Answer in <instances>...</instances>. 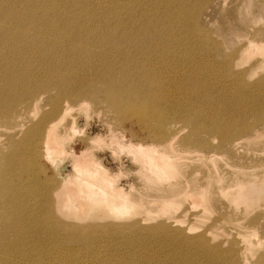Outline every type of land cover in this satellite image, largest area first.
<instances>
[{
	"label": "rangeland",
	"instance_id": "obj_1",
	"mask_svg": "<svg viewBox=\"0 0 264 264\" xmlns=\"http://www.w3.org/2000/svg\"><path fill=\"white\" fill-rule=\"evenodd\" d=\"M17 10L19 14L25 15L27 21L41 20L38 22L41 24L39 30L46 37L37 45L44 43V46L52 48L46 61L49 67L59 64L52 72L53 76L60 78L61 75L66 77L71 75V80L72 78L74 80L70 85L55 82L54 89L49 93L53 95L56 89L70 91L74 88L85 92L78 99H63V104L68 102L72 109L60 124L62 130L59 128V132L63 134L68 132L72 121L75 126V131L63 141L65 154L68 153L64 158V163L68 167L67 172L72 173L73 155L82 153L91 156L95 161H102L111 173L119 177V183L127 189L126 191L136 200L143 199L146 205L142 213L135 215L136 220L128 223L133 224L132 236L126 237V234H121L123 236L115 237L113 233H108L109 236L106 233L98 238L86 237L87 240L83 237L84 228L88 230L98 228L100 225L103 227L108 223L112 224L111 221H115L114 223L117 221L105 218L102 222H91L93 225H89V218L81 220L78 216L62 215L54 207L55 191H58L67 174L58 172L53 162L44 157L46 155L43 138L40 145L34 142L35 146L28 133L17 135L10 141L12 130L9 126L14 127L13 121L0 116V163L6 157L10 158L8 164L11 169L3 170L1 175L4 176H0L3 180L1 184L5 185L6 180L14 179L12 182L20 185L13 193L24 200L29 213L34 210L30 216L27 215L30 221H33V227L40 218H45V224L41 225L42 227H35L28 235V240L74 238L81 240L80 244L87 242L84 245H89L91 248L88 249L90 252L93 250V253L88 249L82 251L80 249L82 245L79 244L80 246L76 247L80 249L83 259L76 264H195L198 261L201 264H264V195L247 213L244 208L240 212L232 209L230 199L218 194L219 190L226 188L236 178L240 180L245 176L248 178L252 176L264 183V125L259 124L255 128L258 129L255 133H261L257 139L241 141L238 150L231 146L234 140H230L231 143L229 141L222 143L219 132L232 119L231 122L236 128L242 124L251 128L256 124L257 117L264 116V53L261 51L248 53L252 48L242 51L248 46V40L251 38L255 42L264 43V0H34V3L30 0L29 7L19 5ZM69 21H74L79 30L83 29L84 33L88 31L89 34L67 36L65 32L60 33L66 30L65 25ZM49 26L60 28L57 31L59 33L52 36ZM125 27L129 31L133 29L132 36L122 40L121 28ZM92 29L96 31L93 32ZM114 41L115 44L109 45ZM70 42L75 43L78 48L90 49L91 53L87 54L84 49L70 50L67 48ZM80 43L84 46L79 45ZM58 54L63 58L61 59ZM61 62L65 65H61ZM0 65L6 73L13 67L15 77L26 70L30 71L33 66L23 60H12L10 54L4 60H0ZM38 73L41 74V71ZM43 85H45L43 82L14 84L15 90L11 92L9 89L11 84L0 82V93L4 92L8 97L12 95L15 99L18 96L23 98L21 105L28 106L23 109L25 111L31 109L29 115L25 116L31 114L30 119L35 121L40 118L42 111L34 108L33 101L36 96L30 94ZM49 93L43 94V103ZM113 99L121 103L122 107H115L112 104ZM211 127L213 131L209 130ZM233 130L239 132L238 129ZM247 132L244 131L239 136L248 138L249 135L252 136L254 130ZM173 133H177V141L183 143L184 147L191 148L199 142L206 144V156L211 158L206 159L207 163L197 162L195 167L199 171L194 175L201 178L215 194H212L211 202L206 203L208 205L206 210L203 200L201 204L199 202L201 197L203 198L202 195L197 194L195 198L190 196L193 202L190 201L189 195L181 194L176 197L174 200L182 201V204L181 208H178L181 211L175 214L185 222L175 223L173 220L176 218L175 214H170L172 217L168 219L170 215L162 212H158V217L154 220L146 222L142 219L150 215L147 211L160 210L167 196L160 194L161 192L155 193V181L152 182L153 180L148 178V172L143 170L145 166L139 146L145 149L157 146L156 148L160 149L162 146L157 145L158 135L170 137ZM91 135H97L98 138H95L97 144L90 143ZM15 144L18 147H14ZM188 159L184 157L182 159L183 162L186 160L184 164L187 166L191 165L187 162ZM209 167L210 174L213 172L210 179H208L210 175L206 173ZM6 170L12 172L8 173ZM219 177L223 178L222 183ZM179 179L182 180V177ZM13 186L10 185V188ZM47 208L50 210L52 208V216L55 218L49 215L50 218L44 213ZM53 209H56V212ZM235 211L239 219H243L240 221L234 219L237 215ZM56 219L61 227L59 223L57 226L53 224ZM46 223H50L52 229L56 226V235ZM247 224H250V227ZM111 228L114 227L109 229ZM160 228H164L160 234H168L171 239L156 235ZM255 228L257 230L259 228V232L251 235V240L254 242L260 240L263 245L256 244L251 251L246 252L241 241L243 237L239 234H246ZM36 230L44 233L42 236L35 235ZM124 230L129 234L131 232L130 228ZM128 240L131 241L126 244ZM165 240L167 243L170 242L167 244ZM243 250L244 253L241 252ZM63 259L61 257L60 260Z\"/></svg>",
	"mask_w": 264,
	"mask_h": 264
},
{
	"label": "bare ground",
	"instance_id": "obj_2",
	"mask_svg": "<svg viewBox=\"0 0 264 264\" xmlns=\"http://www.w3.org/2000/svg\"><path fill=\"white\" fill-rule=\"evenodd\" d=\"M31 2L34 3V0H31ZM19 5L29 7L30 6V0H0V60H4V58H7L8 54H10L12 57V60H23L24 62H26L30 65L32 64L33 66H32V69L30 71L26 70L25 73L21 72V73H19V75L17 77H15L14 72H13V67H10V69L6 73L4 71V69L2 68V66L0 65V82H1V84H4V83L5 84H11V87L9 88L11 92H13V90H15L14 84H36L38 82H43L45 85H43L40 89L37 88L34 92H32L30 94V95L33 94L34 96H36L34 101H33L34 108H38V110L42 111L40 118L38 120H35V121L30 119L31 114H30V116H25V115H29L28 113L31 109L29 111H27L28 109L26 111H25V109H23V108L28 107V106L24 107L23 105H21V100L23 98H20V96H18V98L16 97V99H15V97H13L12 95L8 97L6 93H4V92L0 93V111H1L0 116H2L4 118L6 117L8 119L9 118L12 119L13 124H14V127L12 125L9 126V128L12 130L11 131L12 133L10 132L11 133L10 141H11V138H13L17 135H20L23 133H25V134L28 133L29 139H31L32 143L35 146V143H38V144L41 143V140L43 138L42 142H44V146H45L44 150H45V155H46L44 157L45 158L47 157L51 162H53L55 169L58 170V172H62L63 174H67V176L63 179L61 186L58 187L59 188L58 191H55L56 192V201L54 202V207H56V209L60 213H62V215L78 216V218L81 220H85V219L89 218V220H90L89 225H93V224H91V222H98V223L102 222V220L104 221L105 218H113L114 220L117 221L116 223H114L115 221H111L112 224L108 223V225H104V226L102 225L103 227H109V228L114 227V228H111V230L109 228L105 229V228L101 227V225L98 228L97 227L91 228V229L89 228L88 230H85V228H84L83 237H85V238L86 237L87 238H89V237H95L96 238L97 237L98 238V236L100 237V235H104L106 233H107V235H108V233H110V234L113 233L112 235H115V237H117L119 235L123 236L121 234H124V235L126 234V237H130V236H132L131 235L132 234L131 228L133 227V224H128V223L136 220L135 215L142 213V211L144 210V206H146V205H144L143 199L136 200L135 198H133L131 193L126 191L127 189L119 183V179H118L119 177L116 176L114 173H111L109 171V169H107V167H105V164L102 161H95L93 159V157H91V156L88 157V155H84L82 153L77 154V155H73V162L71 165L72 173L67 172L68 167L64 163V158L68 153L65 154L66 150H64L63 141H64V138L68 137L69 134H71L73 131H75V126H74L73 121H72L71 125L68 127V132H66L64 134L59 132L60 131L59 130L60 124L63 123V121L66 119L67 115L69 114V112H71V109H72L68 102H66L65 105L63 104L64 103L63 99H66V100L67 99H69V100L78 99L83 93L85 94V92L80 91V90H76L74 88V90H70V91H63V90L56 89L57 91L53 95H51L49 93L52 89H54L53 86H54L55 82H57L58 84L70 85V84H72V82L74 80H73V78L71 80V75L67 76V77L64 75H61L60 78H56L53 76L52 72L55 71L54 69L57 66H59V64H57L55 66L50 65V67H49L48 62L46 61V58L49 56L48 54H50L49 51H51L50 49H52V48H49L48 45H47V47L44 46V43H41L40 46L37 45L39 41H41L42 39L44 40V38L46 37V36L44 37L43 36L44 34L40 33L41 31L39 30V26L41 24H39L38 22H40L41 20H37L38 22H36V21L34 22V21H32V19L30 21H27V19L25 18V15L19 14V11L17 10V6H19ZM78 20L79 19H77V21ZM61 22H63V21H61ZM58 24L61 25V23H58ZM58 24H57V26L59 27ZM128 25H129V23H128ZM77 26L78 25L74 21H69V23H67L65 25L66 30L65 31L63 30L60 33L65 32V34L67 36H69V34H81L82 35V33H84L83 29L79 30L77 28ZM48 28H49V31H51L52 36L55 35V33H59L57 31L60 30V28H56L55 26L54 27L49 26ZM42 29H44V28H42ZM130 29H132V28H130ZM92 31H93V29H92ZM95 31H93V32H95ZM132 31H133V29H132ZM132 31H129V29L127 27H125V29L121 28L122 34L120 37L122 38V40L127 39V38L129 39L130 35L132 36ZM44 32H47V31H44ZM86 33L89 34L87 31L84 33V35ZM46 35H48V34H46ZM84 35H82V36H84ZM62 36H63V34H62ZM163 37H165V36H163ZM26 38H27V40H26ZM61 40H63V39H61ZM56 41L60 42L59 40H56ZM58 42L56 43L57 45H58ZM63 42H65V41H63ZM74 42H76V40ZM115 43H116V41H114L112 43L110 42L109 45H111V44L113 45ZM69 44L70 45H68L67 48L69 47V49L72 51H74V50L79 51L81 49H84V48H78L76 46V44L73 42H70ZM79 45H81V43ZM53 46H55V44H53ZM81 46H79V47H81ZM83 46H84V44H83ZM249 48H252V49H250V51L248 53L253 52V51L254 52L261 51L262 53H264V43L263 42H255V40L252 38L248 40V46L243 48L242 51H248ZM58 50H59V46L57 47V52H58ZM84 51L87 52V54L89 52L91 53L90 49H88V48L84 49ZM54 53H56V52H54ZM58 55H60V54H58ZM65 57L67 58V55ZM70 57L71 56H69V58ZM57 58H59V57H57ZM62 58L63 57L61 56V59ZM70 59H72V58H70ZM55 60H57L56 57H55ZM65 60H67V59H65ZM53 63H54V61H53ZM61 63H62L61 65H65L64 62H61ZM50 64H52V63H50ZM11 65L13 66V64H11ZM67 65L69 66V63ZM40 71H41V74L38 73ZM74 79H76V78H74ZM153 79H155L154 76H153ZM70 80H71V82H70ZM184 83L185 82H183V84ZM80 84H83V83L80 82ZM109 84H117V83H109ZM182 87L184 88V86H182ZM108 92H109V90H108ZM44 93H49L48 97L45 99L46 100L45 103H43V100H44L43 94ZM204 93H205V91H204ZM111 94H113V93L111 92ZM83 100H85V99H83ZM19 104H20V106H18ZM112 104L117 108L122 107L121 103H117L116 99H113ZM21 106H23V107L21 108ZM18 107H20L21 109H19ZM3 108H6V110H2ZM231 121L226 123V125L219 130V132L221 134L220 139L222 140V143L228 142V141L231 143L230 140H234V143L231 146L233 147L234 150H238L240 147L241 141L257 139L261 135V133H259V134L255 133V132H258V131H255V130H258L255 128L259 124L264 125V116L257 117L256 124L252 125L251 128H247L248 126H246L244 124H242L236 128L233 126L234 124ZM65 125H66V123H65ZM232 127H234L235 129H238L239 132L238 131L234 132V130H233L234 128H232ZM209 130L213 131V127L209 128ZM252 130H254V132L252 133V136L249 135L248 138H241L239 136L240 134L242 135V133L244 131L250 132ZM263 131H264V127H263ZM96 136L97 135H91L90 136V139H89L90 143L97 144L96 142H98V141H95L96 140L95 138H98V137H96ZM158 136H159V138H158L157 142L159 144L157 143V145L162 146L160 149L156 148L157 146H155L153 148L145 149V147L138 145L139 151L142 153V156H143V163L145 166V168L143 170L148 172V178L150 180H153L152 182L155 181V185H156L155 191L156 192L155 191L154 192L155 193L161 192L160 194H162V195L166 194V196H167V198L165 197V200L161 204L160 210H163V211L158 210L157 212L156 211L153 212V211H151V209L147 208V209H149L147 211V214L149 213L151 216L148 215L147 217H144L142 219L143 221H146V222H148L149 220H154L156 217H158V215H157L158 212H162V214L165 213L167 216H168V214L174 215L175 213H177L180 210V209L178 210V208L179 207L181 208L182 201H178V200H174V199L176 197L180 196L181 194H184L185 196L189 195V199H190V196L194 197L197 194H199V196L202 195L204 199L202 197H201V199L199 197L198 198L200 199V201H199L200 204L202 203L201 201L203 200V205L211 202V196H212V194H215L214 190L209 188L207 186V184H204L205 182L203 180H201V178H198V176L194 175L195 172L199 171V169L197 167H195L197 162H203V163L208 162V160H206V159L209 156L207 157L206 153H205L206 144L203 142L202 143L199 142L196 145H192L191 146L192 149H191V148H188L187 146L184 147L183 143L177 141V137H178L177 133H173V135H171L170 137H167L166 135L163 136L160 134ZM16 144L14 147L17 146ZM24 145H25V143H24ZM32 146H29V147H32ZM135 149L137 150V148H135ZM31 151H34V150H31ZM9 154H10V152H9ZM28 154H29V152H28ZM36 154H37V152H36ZM23 155H25V154H23ZM26 156H28L27 153H26ZM38 157H40V156H38ZM183 157L189 158L187 162H189L191 165H188V166L185 165L186 163L184 164V162H186V160L183 162V160H182ZM17 158L19 159V157H17ZM209 158H211V157H209ZM14 159H13V163H14ZM21 159H23V157ZM27 159L28 158H26V161H27ZM34 159H35V157H34ZM17 161H16V163H17ZM8 162H10V158L7 159V157L5 158L4 161L1 160L0 176H2L1 174H2V172H4L3 170L10 168ZM13 163H10V165H13ZM7 164H8V168H6ZM16 167H18V166H16ZM210 167H209V169L206 170V173L208 175H210L208 179H210L211 176L213 177V172H211V174H210V171H209ZM11 168H12V166H11ZM9 170H11V169H9ZM28 171H27V173H28ZM10 172H12V171H10ZM10 172H8V173H10ZM215 172H217V171L215 170ZM240 174H241V172H240ZM237 175H239V174H237ZM245 175H246V173H245ZM180 176L182 177V180L179 179L180 180L179 181L178 178ZM8 177H9V175H8ZM245 177L243 179H240V180L238 178L234 179L235 182L233 181L226 188L219 190V192L216 189L215 190L218 192L219 195L222 194V196L224 195L230 199V201H231L230 206H232V209L235 208V210L237 212L243 211L245 209L246 212L249 213V211L251 209H253V207L255 205H257L260 202V200L263 198L264 183L257 178H252V176L249 178L248 177L245 178ZM250 178H252V179H250ZM220 179L221 178L219 177V180ZM222 179H221V183L223 181ZM1 180L2 179L0 178V264H76L77 262H79V260L83 259V257H82L83 255H82L81 251H79V250L82 249V251H83V250H86L88 248H91V247H89V245L88 246L84 245V244H87V242H85V241H84L85 243L80 244L81 240H75L74 238H72L73 240H70V239L59 240L58 238H57L58 240H50V241L44 240V238H43V240H36L37 238L36 239L34 238L35 240H28V235L31 234L32 230L35 227H42L41 225L45 224V218L41 219L39 217L40 219L38 220V223L36 224V226L34 225L35 227H33V221L31 222L28 216H30L34 210L31 213H29L26 210L27 204L25 205L24 200L20 199L21 197H18V196H16L15 193H13V190L19 188L20 185L12 182V180H14V179H11V180L8 179V181L6 180L5 185H2L1 182L3 180L2 181ZM27 180H28V178H27ZM228 181H230V180H228ZM10 185L11 186L14 185V186L10 188ZM15 185H17V186H15ZM45 196L47 197V195H45ZM151 196H153V195H151ZM181 197H183V196H181ZM191 199H190V201H191ZM187 200H188V198H187ZM34 201H36V200H34ZM204 201H205V203H204ZM37 202H35V204ZM41 202H43V201H41ZM155 202L156 201H151V203H155ZM191 202H193V201H191ZM49 203H50V200H49ZM29 205H31V204H29ZM29 205H28V207H29ZM36 205H38V204H36ZM203 205H201V206H203ZM205 206H206V208H205V210H206L208 208L207 207L208 205L206 204ZM52 208H53V205H52ZM52 208H51V210L49 208L45 209L44 213L48 214V216L50 215L51 217H53L52 216V214H53ZM56 209H53L54 212H56L55 211ZM164 211H166V212H164ZM40 214H41V212H40ZM152 214H155L157 216H153ZM232 214H234V212ZM172 215L168 216V219L169 218L171 219ZM248 215L249 214H246V216H248ZM175 216H176V214H175ZM263 216H264V214H263ZM42 217H44V216H42ZM257 217H259V216H257ZM53 218H55V217H53ZM234 219H236L237 221L238 220L240 221V219H243V218L239 219L238 213H237V215ZM53 220L55 221V219H53ZM173 220L175 221V223L185 222V220H181V219L177 218V216ZM54 221H53V224H55V225L59 223V221L57 223V219H56V222H54ZM233 221H235V220H233ZM35 222H37V221H35ZM259 222L261 223V221H259ZM259 222H257V223H259ZM50 223H52V222H50ZM46 224H48V223H46ZM49 224H48V227H50ZM247 225H249V227H250V224H247ZM56 226H54L53 229L50 227L51 230L54 232V235H56L55 234ZM59 226L61 227V224ZM117 226H118V228H117ZM242 226H244V225H242ZM259 226L261 227V225H259ZM253 227H254V225H253ZM255 227H256V223H255ZM45 228H46V226H45ZM122 228H124L126 230H127V228L128 229L130 228V230H131L130 234L127 233L124 229L122 230ZM259 228H258V230L255 228V230H252L250 232L247 231L248 233H246V234H242V233L239 234L243 237V240H241V241L244 244V248H245L246 252L251 251L256 244L258 246L263 245V244H261L260 240H257V242H254V240H251L252 238L250 237L251 235H256L259 232ZM100 229H104V231L103 230L100 231ZM190 229H193V227H190ZM51 230H50V232H51ZM161 230H164V228H160L159 230H157L156 235L157 234L161 235V236L163 235L166 238L171 239L168 234H160ZM246 230H248V229H246ZM123 231H125V232H123ZM34 232L37 233L35 235H39V236H42V233H44V232H40V230H36ZM128 235H130V236H128ZM39 236H37V237H39ZM126 237L124 238L125 240H127ZM130 241L131 240H128V242L126 244H129ZM166 241L167 240H165V242ZM90 242H91V240H90ZM165 242H163V244H165ZM136 243H137V241H136ZM173 243H174V241H173ZM79 244L82 245L80 247V249H78V247H76ZM92 244H93V242H92ZM178 244H180V243H178ZM147 245H149V244H147ZM238 245H239V243H238ZM165 246H167V245H165ZM170 246H171V244H170ZM170 246H169V248H170ZM182 246H184V245H182ZM92 247H93V245H92ZM192 247H194V246H192ZM202 248H201V250H202ZM205 248H208V247H205ZM160 249H161V247H160ZM170 249H172V248H170ZM173 249L175 250V248H173ZM179 249H182V248H179ZM88 250L90 252V249H88ZM94 250H96V249H94ZM176 250H177V248H176ZM193 250H194V248H193ZM245 250H243L241 252L244 253ZM133 251H135V250H133ZM166 251H168V250H166ZM171 251H173V250H171ZM175 252L176 251H174V253ZM211 252L212 251H209V253H211ZM197 253H198V250H197ZM201 253H202V251H201ZM206 254H207L206 256L209 257L208 253H206ZM170 256H171V254H170ZM61 257L64 259L60 260ZM141 257H142V255H141ZM137 258H139V257H137ZM212 259H215V258L212 257ZM209 260H211V259H209ZM134 262H135V260H134ZM195 264H201V262L198 261Z\"/></svg>",
	"mask_w": 264,
	"mask_h": 264
}]
</instances>
